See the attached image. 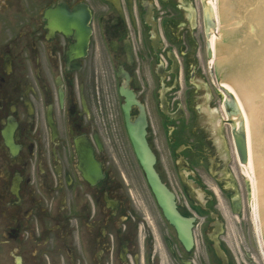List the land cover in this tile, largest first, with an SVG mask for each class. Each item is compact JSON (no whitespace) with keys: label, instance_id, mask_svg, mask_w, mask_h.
Masks as SVG:
<instances>
[{"label":"flooded vegetation","instance_id":"obj_1","mask_svg":"<svg viewBox=\"0 0 264 264\" xmlns=\"http://www.w3.org/2000/svg\"><path fill=\"white\" fill-rule=\"evenodd\" d=\"M206 4L0 0V264H264Z\"/></svg>","mask_w":264,"mask_h":264},{"label":"water","instance_id":"obj_2","mask_svg":"<svg viewBox=\"0 0 264 264\" xmlns=\"http://www.w3.org/2000/svg\"><path fill=\"white\" fill-rule=\"evenodd\" d=\"M207 3L218 27L216 33L212 32L216 40H211L218 55L216 78L226 82L220 87H225L240 119L239 130L233 134L237 154L241 164H245L243 167L256 175L260 246L264 254V0H207ZM49 14H53L54 23L63 32L75 31L72 50L85 51L90 35L88 9L81 7L68 12L58 7ZM127 128L135 153L153 184V171L145 164L148 149L143 128L137 130L128 124Z\"/></svg>","mask_w":264,"mask_h":264},{"label":"bare ground","instance_id":"obj_3","mask_svg":"<svg viewBox=\"0 0 264 264\" xmlns=\"http://www.w3.org/2000/svg\"><path fill=\"white\" fill-rule=\"evenodd\" d=\"M211 40H216V37H215L214 33L210 34L208 42H209V46L211 47V50H212L213 58H216V54L217 53H216V50H215ZM221 88H223L225 90V87H221ZM242 170H243V173H244L245 177L247 178V180H249V182L251 184V197L252 198H251L249 210L251 212V215H253V217H254V225H255L256 231L257 230L259 231V239H260L256 175L253 174L252 172H250L249 170H247L244 167L242 168ZM259 244H260V242H259Z\"/></svg>","mask_w":264,"mask_h":264},{"label":"rangeland","instance_id":"obj_4","mask_svg":"<svg viewBox=\"0 0 264 264\" xmlns=\"http://www.w3.org/2000/svg\"><path fill=\"white\" fill-rule=\"evenodd\" d=\"M216 57H218V55L216 54ZM210 65L211 64H207V71L209 70V67H210ZM214 80V79H213ZM215 82V81H214ZM216 83V82H215ZM214 83V84H215ZM215 85H217V84H215ZM215 87H217V86H215ZM233 117V116H232ZM234 117H236V116H234ZM259 237V236H258ZM230 246L232 247V248H234L235 247V245H232V244H230ZM256 261L258 262V264H261V261L259 260V259H257L256 258Z\"/></svg>","mask_w":264,"mask_h":264}]
</instances>
